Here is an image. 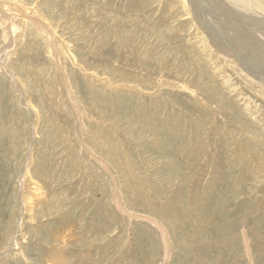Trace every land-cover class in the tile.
I'll list each match as a JSON object with an SVG mask.
<instances>
[{
  "label": "rangeland",
  "instance_id": "obj_1",
  "mask_svg": "<svg viewBox=\"0 0 264 264\" xmlns=\"http://www.w3.org/2000/svg\"><path fill=\"white\" fill-rule=\"evenodd\" d=\"M196 10L0 0V264H264V76Z\"/></svg>",
  "mask_w": 264,
  "mask_h": 264
},
{
  "label": "bare ground",
  "instance_id": "obj_2",
  "mask_svg": "<svg viewBox=\"0 0 264 264\" xmlns=\"http://www.w3.org/2000/svg\"><path fill=\"white\" fill-rule=\"evenodd\" d=\"M188 1L190 5L194 8V10L199 9L200 11V7H201L202 10L200 12L199 11L197 12L196 10L198 16L200 17L199 18L200 23L199 22L198 23L203 25V27H206V34H208V36L211 38L209 40H211L213 44L215 43L216 46L220 47L221 50H223L222 52L224 53L226 57L232 56V58L236 60L237 58L235 56L236 55L237 57L239 56V50L240 51L244 50L245 56L241 57L242 56L241 55L239 57L241 58L243 62L246 63L247 68H249L248 65L251 66L249 68L250 69L249 71H251V73H248L247 75L252 77V79H257V80H258L257 78L258 75L264 76V56H262V53L264 54V38H263L264 36L262 37L258 34L259 32H261L260 31L261 29L262 35H264V26H262L261 21L254 22L256 19L254 18L252 19L251 16L243 14V12L249 11L248 5L244 0H229V2L225 0L226 3H224L222 0H212L211 2L213 1L216 2V8H214V10L212 11L208 9L209 7H207L209 4L208 0H199V1L198 0H188ZM200 1H202L201 2L202 4H200L199 6L198 3ZM231 5H233V7ZM232 8L241 9L242 14L239 12L231 13ZM208 10L210 13L208 12ZM205 17L207 18L205 19ZM211 18L212 20H210ZM221 24L222 25L227 24V27L223 26L221 29L228 30L231 33V35L233 34L235 35L236 33L240 34V37L238 38V44L236 45L238 48L234 44H231L232 46L229 44H226L222 34L219 33L217 29L215 30V25H221ZM246 33L249 34L248 36H250L251 39L250 38L245 39L243 37V35ZM233 43H234V40H233ZM249 47L252 48L253 51L249 50L248 49ZM243 62H241L242 65H243ZM259 66H261L262 71L258 70ZM253 74L256 77L253 76ZM259 84H262V83H259ZM249 104H250V101H249Z\"/></svg>",
  "mask_w": 264,
  "mask_h": 264
}]
</instances>
